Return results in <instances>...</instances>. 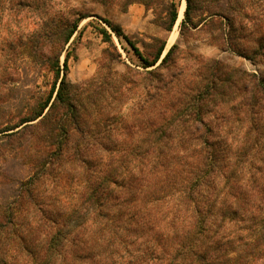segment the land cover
Instances as JSON below:
<instances>
[{"label": "trees", "instance_id": "obj_1", "mask_svg": "<svg viewBox=\"0 0 264 264\" xmlns=\"http://www.w3.org/2000/svg\"><path fill=\"white\" fill-rule=\"evenodd\" d=\"M186 1L181 34L264 63V0ZM53 14L27 44L57 40L55 81L0 121V264H264V76L160 38L142 51L103 18L138 63L118 71L101 27L108 59L73 83L59 57L86 15ZM19 153L28 173L11 171Z\"/></svg>", "mask_w": 264, "mask_h": 264}, {"label": "rangeland", "instance_id": "obj_2", "mask_svg": "<svg viewBox=\"0 0 264 264\" xmlns=\"http://www.w3.org/2000/svg\"><path fill=\"white\" fill-rule=\"evenodd\" d=\"M48 1L51 2L50 11ZM170 1L172 0H155L148 7L139 0H0V81L3 83L1 90L5 94L9 91L7 88H10V95L16 98L9 104L0 103L3 104L0 121H3L4 117L18 115L19 110L25 108L27 103H32L36 96H43L51 88L55 74L46 65L51 55L50 50L52 47L59 48V44L54 39L43 46L42 55L33 56L30 54L27 38L41 30L51 19H56L52 18L55 16L53 13L62 19L68 17L70 9L77 13L74 17L86 15L79 22L77 31L59 57L63 68L66 53H69L68 79L73 83H81L94 77L101 63L108 59L105 51L110 45L104 40L100 32L101 27L109 30L113 42L121 53V60L114 61L118 71L124 69L122 62L132 65L138 63L133 50L124 40L122 43L119 41L103 18L120 24L142 51L154 48V38H160L167 42L164 54L173 44H178L186 51L219 58L224 63L264 76V63L223 50L219 44L212 43L205 39L203 34L196 33L195 29L181 34L180 24L184 19L186 0H173L178 6L179 17L173 29L166 30L161 23L166 16L164 7ZM183 1L185 8L180 16ZM18 2L23 4L17 6ZM11 7L14 8L8 9ZM194 15L196 16L194 21H199L201 16L196 13ZM122 44L128 51L123 49ZM24 161L25 156L19 153L16 159L11 161V171L28 173V165Z\"/></svg>", "mask_w": 264, "mask_h": 264}, {"label": "bare ground", "instance_id": "obj_3", "mask_svg": "<svg viewBox=\"0 0 264 264\" xmlns=\"http://www.w3.org/2000/svg\"><path fill=\"white\" fill-rule=\"evenodd\" d=\"M184 8H185V1L182 2V7L180 9V16H182Z\"/></svg>", "mask_w": 264, "mask_h": 264}, {"label": "water", "instance_id": "obj_4", "mask_svg": "<svg viewBox=\"0 0 264 264\" xmlns=\"http://www.w3.org/2000/svg\"><path fill=\"white\" fill-rule=\"evenodd\" d=\"M186 5H187V1H186Z\"/></svg>", "mask_w": 264, "mask_h": 264}]
</instances>
